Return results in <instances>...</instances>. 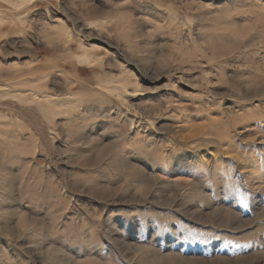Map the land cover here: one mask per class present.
<instances>
[{
    "label": "rangeland",
    "instance_id": "rangeland-1",
    "mask_svg": "<svg viewBox=\"0 0 264 264\" xmlns=\"http://www.w3.org/2000/svg\"><path fill=\"white\" fill-rule=\"evenodd\" d=\"M0 264H264V0H0Z\"/></svg>",
    "mask_w": 264,
    "mask_h": 264
}]
</instances>
